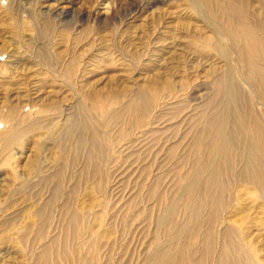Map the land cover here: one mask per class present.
I'll return each mask as SVG.
<instances>
[{
	"label": "rangeland",
	"instance_id": "obj_1",
	"mask_svg": "<svg viewBox=\"0 0 264 264\" xmlns=\"http://www.w3.org/2000/svg\"><path fill=\"white\" fill-rule=\"evenodd\" d=\"M189 1L0 0V264H164L154 250L171 257L189 244L199 257L181 177L209 138L202 117L226 62ZM246 4L264 15V1ZM138 95L149 101L139 120L127 109ZM33 121L38 130L12 140ZM237 186L239 211L249 194ZM251 199L247 220L259 223ZM246 227L264 256V225Z\"/></svg>",
	"mask_w": 264,
	"mask_h": 264
},
{
	"label": "bare ground",
	"instance_id": "obj_2",
	"mask_svg": "<svg viewBox=\"0 0 264 264\" xmlns=\"http://www.w3.org/2000/svg\"><path fill=\"white\" fill-rule=\"evenodd\" d=\"M188 4L207 27L215 30L219 39L213 43L212 49L220 52L226 62V69L214 84L215 95L209 101L212 110L202 117L204 136L209 138L194 143L197 155L195 159L189 160L193 168L181 177L185 181L181 199L185 201L188 219L194 225L192 234H188L194 237L199 233L202 239L201 248L196 252L199 257L191 258L188 251L190 244L171 257L161 248L154 250L153 256L164 264H172L171 261L174 264H264V256L259 255L253 243L254 238L250 236L251 230L246 227V223L253 225L251 229L264 225V123L261 121L264 111L258 115L257 107H252L255 102L264 106V15L256 18L255 13L247 9L246 0H190ZM222 38L228 39L231 44L223 43ZM234 60L243 68L239 79L235 75ZM42 61L45 65H54L57 58L51 61L49 54L45 53ZM241 80L247 85L246 114L243 108L241 111L239 109ZM217 96L224 98L221 106L215 99ZM148 105L145 96L138 95L127 105V109L134 108L136 119L139 120V113L144 115ZM80 124L84 129L89 128L88 123ZM40 126L37 121L25 127L21 125L23 128L12 133V140L38 130ZM65 129H71V124H66ZM56 176L59 191L63 173L58 172ZM240 182L246 185L244 192L249 194V198L244 197L246 205L238 211L234 207L240 204L241 196L238 194H241V190L238 193L235 189ZM251 197L260 199L255 208L259 209L256 215L263 214L261 219L258 218L261 221L259 223L250 218L249 222L247 220L245 209ZM175 207L176 204L168 220L172 218ZM233 209L234 217L230 216ZM236 210L240 212L239 217L236 216ZM181 235H187L185 226L178 227L176 231V237ZM193 237L191 244L194 242Z\"/></svg>",
	"mask_w": 264,
	"mask_h": 264
}]
</instances>
